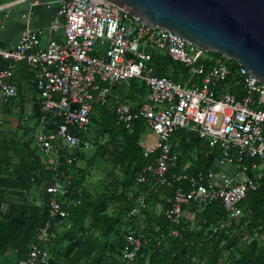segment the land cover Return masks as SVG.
<instances>
[{
	"label": "built area",
	"instance_id": "built-area-1",
	"mask_svg": "<svg viewBox=\"0 0 264 264\" xmlns=\"http://www.w3.org/2000/svg\"><path fill=\"white\" fill-rule=\"evenodd\" d=\"M22 1L28 6L21 14L26 17L38 0ZM47 2L57 5L47 29L60 31V35L42 44L40 31L26 25L13 46L0 45V57L6 61L0 69V100L6 102L16 96L17 87L11 78L19 63L27 65L39 96L40 125L34 145L54 171L52 183L46 187L51 194L50 218H60L61 222L67 215L57 199L67 192L66 184L58 179V151L67 153L70 162L76 148L88 147L89 142L81 140L78 132L87 129L92 104L105 103L114 85L135 78L147 88L145 100L135 109L116 101L114 112L125 127L135 119H144L156 135L155 143L143 149L146 161L136 181L154 178L155 183L172 187L167 171L177 160V153L171 136L178 129H187L207 141L209 152L217 149L216 163L233 166L235 171L221 172L218 177L213 168L191 175L172 173L171 178L186 181V187L175 185L160 213L172 225L181 226L187 205L201 208L217 200L226 217L210 221L209 227L231 226L241 215L239 202L260 188L264 178L259 166L264 164V84L245 66L237 63L232 68L228 58H214L173 32L150 28L108 1ZM7 6L0 4V9ZM7 16L6 9L0 15V30ZM154 51L184 65L188 71L184 81L154 74ZM225 81H230L231 88L217 89ZM139 206H144L143 197H139ZM136 211L137 207L130 209V213ZM50 223L47 220L39 229L26 256L17 264L48 263L50 255L44 244L49 240ZM260 228L258 224L253 229L255 236ZM171 233L177 235L178 229L174 227ZM124 237L122 257L130 262L147 237L135 228L128 229Z\"/></svg>",
	"mask_w": 264,
	"mask_h": 264
},
{
	"label": "trees",
	"instance_id": "trees-1",
	"mask_svg": "<svg viewBox=\"0 0 264 264\" xmlns=\"http://www.w3.org/2000/svg\"><path fill=\"white\" fill-rule=\"evenodd\" d=\"M206 53L226 58L218 52ZM227 60L232 68L238 66ZM152 64L158 76L175 81L188 76L187 68L166 54L152 52ZM5 65L0 57V69ZM22 67L37 93L31 71L24 64L18 70ZM16 85V96L6 102L0 100V264H17L24 258L47 220L51 221L49 240L44 244L50 255L47 264H264V178L260 188L239 202L241 215L227 228L209 227L210 221L226 217L217 200L199 208L194 222L184 216L181 226L157 214L156 203L164 208L173 187L186 184L171 178L172 173L191 175L213 168L217 149L209 152L206 140L178 129L171 136L177 160L167 171L172 187L155 183L154 178L137 182L136 174L146 161L140 136L148 126L138 118L125 127L114 112L116 101L135 109L145 100L147 88L135 78L114 85L105 103L92 104L88 127L78 132L81 140L89 142L88 147L76 148L70 162L67 153L58 151V179L66 184L67 192L57 199L67 215L61 222L60 218L51 219V194L46 187L52 183L54 171L34 145L35 130L40 125L39 98L34 100L32 113L26 114L23 88ZM225 86L230 89V81L221 82L217 89ZM15 113L17 126L13 132L7 131V114ZM90 147L92 151L87 153ZM100 165L105 166L102 176L93 183L89 180L92 169ZM139 197L144 199L143 207ZM133 207L137 211L130 213ZM258 224L261 228L255 236L253 229ZM174 227L177 235L171 233ZM133 228L144 233L147 240L127 262L122 257L124 235Z\"/></svg>",
	"mask_w": 264,
	"mask_h": 264
},
{
	"label": "water",
	"instance_id": "water-1",
	"mask_svg": "<svg viewBox=\"0 0 264 264\" xmlns=\"http://www.w3.org/2000/svg\"><path fill=\"white\" fill-rule=\"evenodd\" d=\"M105 1L150 28H164L206 52L221 53L264 84V0Z\"/></svg>",
	"mask_w": 264,
	"mask_h": 264
},
{
	"label": "crops",
	"instance_id": "crops-1",
	"mask_svg": "<svg viewBox=\"0 0 264 264\" xmlns=\"http://www.w3.org/2000/svg\"><path fill=\"white\" fill-rule=\"evenodd\" d=\"M1 5L9 4V6L0 9V15L2 12L8 10V16L4 22L3 28L0 30V45L2 46H13L18 40L19 33L21 29L28 25L36 30L40 31V41L42 44H45L50 37H58L60 31L51 32L47 29L49 22L53 19L56 13V4L47 2V0H38L30 9V13L26 17H22L23 12L28 11V6L25 1L22 0H0ZM6 8V9H5ZM3 59V58H2ZM24 63H19L17 68L14 71L11 81L16 84H21L23 90V99H24V111L26 114L32 113V105L34 100L38 99V93L34 92L29 82L27 81V73L23 70V67L18 70V67ZM25 65V64H24ZM17 70V72H16ZM17 87V85H16ZM7 125H5L7 131H14L17 126V115L7 114ZM38 130V127L35 130ZM189 131V130H188ZM156 141V135L153 132L148 133V136L145 139V148L146 146H151ZM260 168L264 169V164H259ZM216 177L220 175L221 172L225 173H234V167L230 165H221L216 163L213 167ZM219 179V178H218ZM156 203V212L157 214L161 211V206ZM198 207L194 205H187L184 208V216L189 221H195Z\"/></svg>",
	"mask_w": 264,
	"mask_h": 264
},
{
	"label": "rangeland",
	"instance_id": "rangeland-1",
	"mask_svg": "<svg viewBox=\"0 0 264 264\" xmlns=\"http://www.w3.org/2000/svg\"><path fill=\"white\" fill-rule=\"evenodd\" d=\"M150 132H152V131L149 128H146L144 130V132L141 134V136H140V143L143 146H145V139L148 136V133H150ZM91 151H92V148L90 147L89 150L87 151V153H90ZM99 167H100V169H99ZM99 167L98 168L97 167H94L92 169L91 176L89 177V180L91 182H93V183H96L97 179L102 176V173H103V169L102 168H104L105 166H101L100 165Z\"/></svg>",
	"mask_w": 264,
	"mask_h": 264
}]
</instances>
